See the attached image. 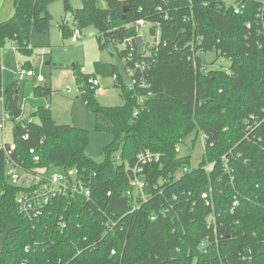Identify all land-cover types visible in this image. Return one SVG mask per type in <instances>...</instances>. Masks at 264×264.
<instances>
[{
  "label": "trees",
  "instance_id": "16d2710c",
  "mask_svg": "<svg viewBox=\"0 0 264 264\" xmlns=\"http://www.w3.org/2000/svg\"><path fill=\"white\" fill-rule=\"evenodd\" d=\"M55 1L13 0L14 16L0 23V49L13 43L31 55L33 34H47L52 27L49 9ZM81 1L83 7L74 9L71 0H63L74 28H95L101 48L132 40L133 49L126 45L121 59L126 71L143 65L136 76L146 87L129 91L114 67L112 75L124 104L103 107L89 84L94 77L74 67L81 97L98 118L96 130L112 136L101 162L87 154L90 132L57 124L49 106L31 113L34 121L24 129L13 123V142L4 146L7 150L16 146V161L33 172L76 169L88 174L93 197L89 202L61 198L39 218H28L19 211L22 189L11 184L7 154L0 148V264H264V46L258 45L264 39L253 34L259 0L244 3L239 15L234 6H226L227 0ZM140 20L152 25L153 38L158 28L161 32L158 44L144 43L141 56L136 44L140 34L134 26ZM68 23L60 25L63 38L72 37ZM210 53L228 59L230 70L213 69L215 61L203 58ZM22 67L32 70L29 62ZM16 88V81L6 87L7 103ZM1 91L0 63V98ZM52 93L46 85L34 88L36 97ZM6 111L20 116L19 109L8 105ZM199 135L205 146L198 168L173 177L166 191L191 193L187 207L178 210L179 219L152 222L150 209L143 208L112 232L106 231L108 217L117 221L133 208L125 193L138 153L145 149L160 153L162 162L155 174L168 177L191 166V155L176 150L194 136L192 152ZM212 163L215 171L208 174L204 167ZM205 191H211L214 213L200 201ZM206 239L210 246L201 253L199 246ZM90 243H95L93 250H87Z\"/></svg>",
  "mask_w": 264,
  "mask_h": 264
},
{
  "label": "rangeland",
  "instance_id": "374dc122",
  "mask_svg": "<svg viewBox=\"0 0 264 264\" xmlns=\"http://www.w3.org/2000/svg\"><path fill=\"white\" fill-rule=\"evenodd\" d=\"M71 4L74 9L83 7L81 0H71ZM233 4L234 2L229 1L226 6L229 7ZM49 10L53 18L52 27L47 34H33L29 44L32 50L31 55L14 50L13 43H8L0 53L2 66L0 143L11 144L13 142V123L8 121L2 124L1 120L7 99L5 89L16 81V92L22 100L31 104L34 110L41 106H49L52 118L57 124L88 130L90 144L87 154L95 161L101 162L104 159L103 150L112 142V136L107 132L96 130L98 118L88 110L81 97L74 67H78L82 72L92 75L99 81L104 91L96 92L95 99L101 106H123L124 99L121 96V89L115 86L112 73L116 67L123 84H129L128 74L120 55L126 46L110 44L106 48H101L97 38L98 31L90 26L82 30L83 38L80 42H72L70 35L63 38L60 25L64 20H68L71 30L75 27L71 17L65 15L63 0H56ZM13 16V0H0V23L10 20ZM151 28L152 25L148 23L141 29L140 34L144 38V43L153 47L155 39L150 34ZM203 58L206 62L215 61L213 69L226 72L230 70L231 62L224 57L217 58L215 53H210L204 55ZM25 62L30 63L35 76L27 77L21 81L16 75ZM42 85L49 86L53 90V93L47 98L34 95V88ZM102 122L106 124V121ZM192 140H194V136L186 141L184 152H188L187 148H191ZM204 146L205 139L203 135H199L193 152L192 167L198 166L201 162Z\"/></svg>",
  "mask_w": 264,
  "mask_h": 264
},
{
  "label": "built area",
  "instance_id": "2783aa9c",
  "mask_svg": "<svg viewBox=\"0 0 264 264\" xmlns=\"http://www.w3.org/2000/svg\"><path fill=\"white\" fill-rule=\"evenodd\" d=\"M234 2L235 14L239 15L241 13V8L244 3H247L248 0H227V2ZM258 1V0H257ZM259 9L255 17V25H258L257 29L253 34L257 37L264 39V0H259ZM148 23L144 20H140L134 24L139 34L141 29L145 27ZM248 29L253 30V24H248ZM160 29L156 31L155 44L160 37ZM141 36V34H140ZM83 38V33L80 29L74 28L73 34L71 37L72 42H80ZM144 39V38H143ZM133 49V41L130 40L125 43V46ZM259 47L264 46L263 43H258ZM14 50L17 48L13 45ZM3 49H0V53ZM132 57V54H130ZM137 70L143 71L144 67L141 64H135L133 68L127 70L129 84L127 88L129 91L134 92L136 88H145L146 83L144 81H139L137 79ZM18 80H24L27 77H34L35 72L33 70H28L22 67V69L17 73ZM89 84L97 93H102L104 90L101 87L99 81L96 78L89 80ZM142 104V100L139 101ZM7 101L5 102L4 115L2 117L1 123L5 124L10 121L12 123L16 122L21 125L24 129L26 125L32 123L34 119L31 117L34 108L31 104H28L26 100H20L18 103L17 109L20 110V116L15 118L9 112L6 111ZM137 116V113L134 114ZM28 136L23 137L24 140H27ZM186 145H183V148L179 147L176 151L181 153L182 149ZM0 148L5 149L7 154V176L12 185L22 189L21 194L17 198V206L19 211H21L28 218H39L42 215L43 210L51 205L55 200L68 197H81L84 201L92 200V177L88 174H84L76 169L71 170H37L33 172L26 168L25 164L16 161L13 158V152L16 151V146L11 145L10 149L7 150L4 144L0 143ZM187 154L191 155V161H193V151L190 152V148H187ZM31 154H34V151H30ZM117 160H120V157H117ZM224 164L227 168L226 157L223 158ZM35 162H39V158L35 157ZM162 162V156L160 153L154 152L150 149L142 150L138 153L136 164L131 169L129 188L125 193V197L130 199L133 202V208L126 215L121 216L119 220L115 221L113 218L108 217V221L104 224L106 231H113L118 225L122 224L124 219L133 213L141 211L143 208H149V219L152 222L157 221L160 218L171 217L172 219H179L178 210H182L189 204L190 194L183 192V195H177L176 193H171L170 195L166 194L168 187L173 185L172 178L178 179L179 176L190 173L193 169H197L198 166H186L182 169L180 173L174 175H169L168 177H157L155 172V167ZM192 165V164H191ZM216 164L212 163L204 167V170L210 174L215 171ZM180 174V175H179ZM153 179L155 180L153 183ZM166 188H163L165 187ZM112 193H107V197H111ZM200 201L203 203L205 210H211L214 213V202L211 191H205L200 195ZM197 202L192 203V207L196 205ZM238 202H235L232 206V211L236 208ZM213 225V222H209V228ZM124 227L122 226V230ZM216 234V231H215ZM86 242L87 240L84 239ZM205 241H208L206 239ZM95 243H90L87 245V250H93ZM207 250V249H206ZM205 250V251H206ZM29 249H26L28 253ZM116 251H112V255H115ZM26 264V263H24Z\"/></svg>",
  "mask_w": 264,
  "mask_h": 264
},
{
  "label": "water",
  "instance_id": "95a60500",
  "mask_svg": "<svg viewBox=\"0 0 264 264\" xmlns=\"http://www.w3.org/2000/svg\"><path fill=\"white\" fill-rule=\"evenodd\" d=\"M136 44L138 47V55L141 56L144 51V39L142 36H139L136 38ZM19 100H20V96L18 92H16L15 96L9 100L8 108L17 109ZM209 246H210V243L208 241H203L199 246V251L203 253L206 249L209 248Z\"/></svg>",
  "mask_w": 264,
  "mask_h": 264
},
{
  "label": "crops",
  "instance_id": "0c3cea01",
  "mask_svg": "<svg viewBox=\"0 0 264 264\" xmlns=\"http://www.w3.org/2000/svg\"><path fill=\"white\" fill-rule=\"evenodd\" d=\"M20 100H21V98H20ZM20 100H19V101H20ZM6 101H7V99H6ZM8 102H9V101H8ZM18 103H19V102H18ZM7 105H8V103H7Z\"/></svg>",
  "mask_w": 264,
  "mask_h": 264
}]
</instances>
